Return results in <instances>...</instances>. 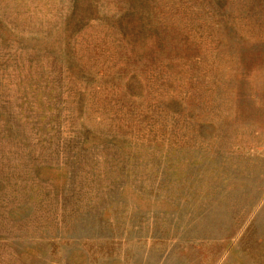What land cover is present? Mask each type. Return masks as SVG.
Listing matches in <instances>:
<instances>
[{"label":"rangeland","instance_id":"obj_1","mask_svg":"<svg viewBox=\"0 0 264 264\" xmlns=\"http://www.w3.org/2000/svg\"><path fill=\"white\" fill-rule=\"evenodd\" d=\"M0 264H264V0H0Z\"/></svg>","mask_w":264,"mask_h":264}]
</instances>
